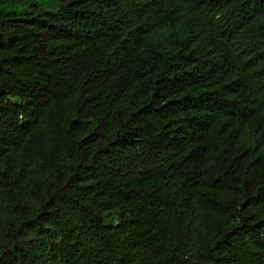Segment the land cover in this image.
I'll return each mask as SVG.
<instances>
[{
    "label": "trees",
    "instance_id": "16d2710c",
    "mask_svg": "<svg viewBox=\"0 0 264 264\" xmlns=\"http://www.w3.org/2000/svg\"><path fill=\"white\" fill-rule=\"evenodd\" d=\"M9 1L0 264H264V0Z\"/></svg>",
    "mask_w": 264,
    "mask_h": 264
},
{
    "label": "rangeland",
    "instance_id": "374dc122",
    "mask_svg": "<svg viewBox=\"0 0 264 264\" xmlns=\"http://www.w3.org/2000/svg\"><path fill=\"white\" fill-rule=\"evenodd\" d=\"M30 2H31L30 0L28 2H24L21 0H10L8 2V7L10 9L23 11L25 10V6L28 5Z\"/></svg>",
    "mask_w": 264,
    "mask_h": 264
}]
</instances>
